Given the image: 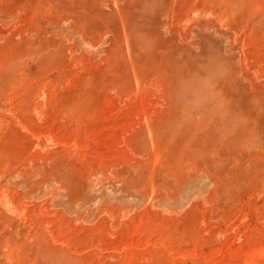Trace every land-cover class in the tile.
Returning a JSON list of instances; mask_svg holds the SVG:
<instances>
[{
  "label": "rangeland",
  "instance_id": "374dc122",
  "mask_svg": "<svg viewBox=\"0 0 264 264\" xmlns=\"http://www.w3.org/2000/svg\"><path fill=\"white\" fill-rule=\"evenodd\" d=\"M0 264H264V0H0Z\"/></svg>",
  "mask_w": 264,
  "mask_h": 264
}]
</instances>
